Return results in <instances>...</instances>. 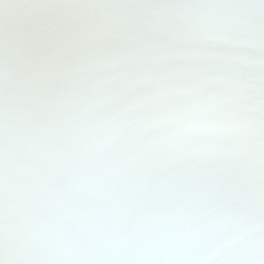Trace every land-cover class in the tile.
Segmentation results:
<instances>
[{
    "label": "snow or ice",
    "instance_id": "1",
    "mask_svg": "<svg viewBox=\"0 0 264 264\" xmlns=\"http://www.w3.org/2000/svg\"><path fill=\"white\" fill-rule=\"evenodd\" d=\"M0 264H264V0H0Z\"/></svg>",
    "mask_w": 264,
    "mask_h": 264
}]
</instances>
